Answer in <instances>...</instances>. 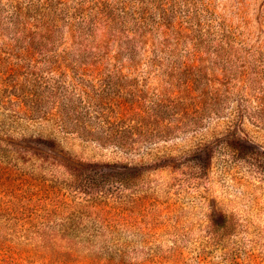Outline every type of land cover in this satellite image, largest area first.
<instances>
[{"label":"rangeland","instance_id":"374dc122","mask_svg":"<svg viewBox=\"0 0 264 264\" xmlns=\"http://www.w3.org/2000/svg\"><path fill=\"white\" fill-rule=\"evenodd\" d=\"M64 1L29 44L11 22L29 0H0V264H264V126L241 118L264 115V0ZM88 2L114 32L83 37ZM30 45L73 68L100 57L99 75ZM190 54L217 99L197 127L156 118Z\"/></svg>","mask_w":264,"mask_h":264},{"label":"trees","instance_id":"16d2710c","mask_svg":"<svg viewBox=\"0 0 264 264\" xmlns=\"http://www.w3.org/2000/svg\"><path fill=\"white\" fill-rule=\"evenodd\" d=\"M86 5H91V2L88 3H77V7L75 8L79 13L82 22L85 24V31L88 35L92 37L94 34H110L115 31L117 27V18L113 15V13L106 6V10L108 15L103 10V6L98 7V5L93 4L91 7H85ZM57 7H67V2L64 0H29V9L35 10L36 15H30L29 9H26L27 12H20L17 15L11 16V22L14 24L15 28H18V31L23 35V39L25 42L31 44L32 37L34 35H39L44 33L41 36V40H45L46 38H52L54 34L58 32V23L62 22V19L53 18L52 13L54 9ZM62 10V9H61ZM74 20V19H73ZM81 25H76L82 26ZM74 23L70 22L68 24V28L70 30L73 28ZM232 46L229 42H225L218 46L220 49L218 52L227 51V47ZM29 49L23 50V57L26 58H34V57H42L45 61L51 59L53 63H51L52 70L54 68L55 71L60 72L61 74H67L69 70H77L81 75H88L91 72H97L99 75V67L101 66V58L98 57V60L94 61L91 65L82 64L77 68L70 67L65 65V62L59 60L61 55H52L51 51H42L38 50L33 46H29ZM65 52V57H67ZM190 59L187 62L189 65L185 67L183 74L178 78V80L173 79L171 77V83H169L168 93L169 97L162 100L156 106V118L159 116L161 111L165 112L166 110H171L175 113V118H179L180 120L191 119L194 122V125L197 127L198 124H201L203 118L205 116V111L212 107L216 106L217 99L210 98L208 95L209 91V83L206 85L201 82V78L198 76L200 73L199 66L195 65L198 57L195 54H190ZM190 65V63H192ZM109 83V82H108ZM109 85V84H108ZM114 85L112 84L110 90L113 89ZM115 93L109 94L106 97L102 98L100 103H96L97 107L101 111V119L106 125H115L118 122L119 114L118 110L120 109V103L116 100ZM209 102H214L210 104ZM244 113L241 117L242 122L248 119L254 120L257 124H262L264 126V115L260 114H249ZM65 122V119H62ZM245 124V123H242ZM180 129H172V127L168 128L164 136L165 138H172L176 134H179ZM247 141V140H246Z\"/></svg>","mask_w":264,"mask_h":264}]
</instances>
